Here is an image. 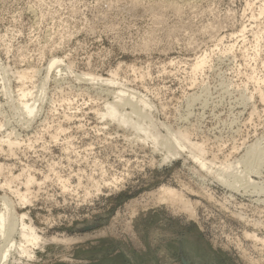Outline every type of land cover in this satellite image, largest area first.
I'll use <instances>...</instances> for the list:
<instances>
[{"label":"rangeland","instance_id":"rangeland-1","mask_svg":"<svg viewBox=\"0 0 264 264\" xmlns=\"http://www.w3.org/2000/svg\"><path fill=\"white\" fill-rule=\"evenodd\" d=\"M161 1L0 0V214L13 206L49 239L25 264H264V160L238 190L186 150L165 161L103 117L117 87L89 82L147 97L161 134L189 133L216 168L264 152V0ZM22 87L39 99L31 123ZM170 186L195 215L160 197Z\"/></svg>","mask_w":264,"mask_h":264},{"label":"bare ground","instance_id":"bare-ground-1","mask_svg":"<svg viewBox=\"0 0 264 264\" xmlns=\"http://www.w3.org/2000/svg\"><path fill=\"white\" fill-rule=\"evenodd\" d=\"M163 1L164 2L165 1L172 2L173 0H163ZM163 1H161V2H163ZM177 1H179V0H177ZM192 1H190V2L187 1V2L191 3ZM156 2H154V3H156ZM161 2H158V3H161ZM138 3H139V0H138ZM174 4L175 3H173V5ZM164 6H165V4H164ZM175 6H177V5H175ZM167 8H169V6ZM198 66H199V64H198ZM53 67H54V64H50L49 65V69H52ZM0 68H1V66H0ZM27 73L29 74V72H27V71L26 72L21 71L19 73L17 71L16 74H17L18 79L16 78V80L17 81L19 79L20 80H24V78H26L28 76ZM58 75H60V73ZM13 76H15V75H13ZM4 77H6V76H4ZM90 77L91 78H89V82H90V80L92 82L93 81H99L100 83L104 82L105 84H107V86L112 84V86L115 85L117 87V89H118L115 92L119 91L118 93H116L118 95H116L114 93L113 101L110 102V103L109 102L107 103L106 111H105V113L102 114L103 117H107V118H109V120H112L114 122L116 121V122H118L121 125H126V128H127V126H129V127L131 126L130 128H132V130H134L136 132V133L134 132L135 134L141 133L142 136L145 139L151 140L154 143V146H155L156 149L158 148V149L166 150V155L164 157L165 161L170 159L172 156L182 155V152H184V150H186V151L189 152L188 155L190 157H192L197 162V164L199 165V167L202 170H205L206 172L212 171V173H215V174H212V175L217 180L221 181L222 184L223 183L226 184V185L228 184L229 187H232L234 189L237 188V190H238L239 185L240 186L242 185L246 189L249 186H252V187L253 186L254 187L258 186L257 185L258 181H256V179H253V176L256 177V176H260L262 174L260 172L261 171V167H259V166H262V164L264 163V161H263L264 160V158H263L264 155L262 154L264 152H261L263 147H262V149L260 148V150L259 149L258 150L257 149H251V147H250L249 153L247 152V155L244 158V162L241 165L240 164L235 165V164H232V163H223L221 166L219 165V168H216L215 165L217 163L214 160H208L207 159V156L205 154L206 152H205V150L203 148V145H201V143L198 144V143H195V142H191V140L189 138L190 137L189 133L184 132L182 130L181 131H176V130L173 131V130L169 129L168 127L166 129V127H165V129L167 131V134H165V135L161 134L160 128L155 124L156 122H154V120H152L153 118L150 117L151 116V114H150L151 112H148L149 115L147 113L146 109H147V107L149 108L150 105H151L150 104L151 102L148 100L147 97H145L143 95H139L136 92H129L130 94L127 93V91H128V90H126L127 86L125 88V84L120 83V82H116L114 78H112L110 80L109 79H98V78H96V75H90ZM30 78H32V77H30ZM77 79H79V78L77 77ZM6 80L4 82L8 81V80L7 81ZM28 81H30V80H28ZM2 82H3V80H2ZM7 84H8V82H7ZM43 84H44V82H43ZM43 84L41 86H43ZM4 86H3V88H4ZM112 86L110 85V87H112ZM27 88H29V87H27ZM4 91L6 92V94H9V92H10L8 87L7 88L5 87ZM129 91H131V90H129ZM33 92H34V90H33ZM33 92H32V88H31V90L30 89L28 90V89H25V87H22V88H20V92L18 93L19 96H20V99L22 98V100H21L22 108H20V109H23V111H24L23 114H24L25 117H27V121H26L27 123H29L31 120H33L32 118H34L37 115V113H38V111L36 110V106L37 105H35V103L32 104L33 103L32 100L34 99L35 102H36L37 98L33 97V99L31 100V97L34 94ZM41 92L42 91L40 90V94H41ZM119 93L120 94L123 93L125 95H123V94L120 95ZM126 93L129 94V95L127 96ZM115 95H116V97H115ZM41 96L42 95H40V97L38 96V98L41 99L42 98ZM23 98H25V99L23 100ZM9 99H10V96H9ZM30 101H32V102L30 103ZM38 101H39V99L37 100L36 103H39ZM21 104H19V105H21ZM126 106L130 107V111H128V112L125 111L126 108L124 110V107H126ZM18 107H21V106H18ZM16 109L18 110L19 108H16ZM20 111H22V110H20ZM20 111H18V112H20ZM15 112H17V111H15ZM21 114H22V112H21ZM17 117H18V115H17ZM157 124L159 125V122ZM160 125H162V124H160ZM1 127H2V125L0 124V128ZM160 127H162V126H160ZM4 140L2 139V141H4ZM6 140H7V142H9L8 144H10L11 146L14 144V142L13 141L11 142L10 140H8V138ZM15 144L17 145L18 142L17 143L15 142ZM259 144H262V143L259 142L258 145ZM254 145H255V143H254ZM250 146H251V144H250ZM257 147H259V146H257ZM257 147L254 146L253 148H257ZM260 147H261V145H260ZM180 148H183L182 151H180ZM194 160H193V162H194ZM262 161H263V163H262ZM260 162H261V165H260ZM197 164H196V166H197ZM3 167L4 166H2V164H0V174H1V171H2L1 168H3ZM197 170L198 169H196V172H197ZM0 177H1V175H0ZM8 180L6 181L7 183L5 182L6 184H9ZM34 181H35V179H32L31 177H29V179H27V182H26V185H27L26 187H28L29 185H32V183ZM28 190H26V192ZM181 191H178L177 189L172 188L171 186L170 187H162L161 188L160 197L162 195V198H164V200L166 202H168L169 204L171 203V205L174 204V205H179V207L181 206V208L183 207L186 210V212H190L191 215L193 216L194 208L191 205L190 200H188L184 196L185 193H182L183 191L182 192ZM259 192H264V187H261ZM18 195L20 196V201L22 203H25L29 199L26 193L25 194H23V193L21 194L19 192ZM193 204H195V203H193ZM176 207H178V206H176ZM20 208H21V206H20ZM15 209L11 205H6L5 212L0 214V236L3 237V243L0 244V264H7L6 262L8 261L9 256L11 255V251L13 250L14 246H15V248H16L18 254H19V257H20L19 260H18V264H25L23 262L24 258L26 260L27 259L28 260L36 259L35 258L36 250L37 249H44L46 244H47V242L49 241V239H47L43 235L39 234V232H38L39 229L36 228L31 222H30L31 224H26V222L24 220L26 214L18 215V214L15 213V211H16ZM180 210H183V209H180ZM15 233H18L19 241L14 240L13 236L15 235ZM256 236L255 235H251V237H254L256 241H260L261 240L264 243V239L257 238ZM54 240L58 242V240H56V239H53L52 242ZM10 243H11V245H9Z\"/></svg>","mask_w":264,"mask_h":264}]
</instances>
